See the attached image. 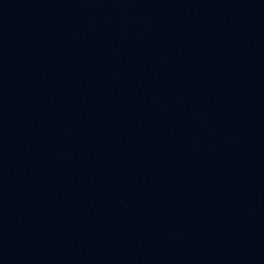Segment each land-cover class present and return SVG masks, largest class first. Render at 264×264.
Segmentation results:
<instances>
[{
    "label": "water",
    "instance_id": "obj_1",
    "mask_svg": "<svg viewBox=\"0 0 264 264\" xmlns=\"http://www.w3.org/2000/svg\"><path fill=\"white\" fill-rule=\"evenodd\" d=\"M0 264H264V0H0Z\"/></svg>",
    "mask_w": 264,
    "mask_h": 264
}]
</instances>
